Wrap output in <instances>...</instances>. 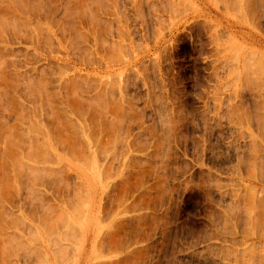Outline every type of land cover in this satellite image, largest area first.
<instances>
[{"label":"rangeland","instance_id":"obj_1","mask_svg":"<svg viewBox=\"0 0 264 264\" xmlns=\"http://www.w3.org/2000/svg\"><path fill=\"white\" fill-rule=\"evenodd\" d=\"M263 126L264 0H0V264H264Z\"/></svg>","mask_w":264,"mask_h":264},{"label":"bare ground","instance_id":"obj_2","mask_svg":"<svg viewBox=\"0 0 264 264\" xmlns=\"http://www.w3.org/2000/svg\"><path fill=\"white\" fill-rule=\"evenodd\" d=\"M242 3H243V2H242ZM75 84H76V83H75ZM71 85L74 86V84H71ZM74 87H75V86H74ZM74 87H73V88H74ZM70 90H71V89H70ZM74 92H75V91H74ZM70 127H71V126H70ZM263 127H264V126H263ZM44 147H45V146H44ZM44 151H45V150H44ZM31 155H32V154H31ZM21 156H22V155H21ZM36 159H37V158H36ZM72 159H73V158H72ZM20 162H22L21 159H20ZM12 164H13V163H12ZM89 164H90V163H89ZM19 165H20V164H19ZM19 165H18V166H19ZM86 167H87V166H86ZM21 168H23V167H21ZM25 168H27V167H25ZM17 169H18V168H17ZM18 170H19V169H18ZM33 170H34V169H33ZM28 173H29V171H28ZM47 177H48V176H47ZM5 180H6V179H5ZM8 186H9V184H8ZM11 186H12V185H11ZM73 209H74V208H73ZM61 215H62V214H61ZM74 215L76 216V214H74ZM58 216H59V215H58ZM63 217H66V216H63ZM43 218H45V217H43ZM56 218H57V217H56ZM60 218H61V217L59 216V219H60ZM51 220H52V219H51ZM51 220H49V221H51ZM61 220L63 221V218H62ZM64 220H66V219L64 218ZM58 221H60V220H57V222H58ZM62 221H61V223H65V222H66V221H65V222H64V221L62 222ZM69 221H70V220H69ZM69 221H68V222H69ZM71 222H72V221H71ZM54 223H55V222H54ZM58 223H59V222H58ZM66 223H67V222H66ZM65 225H66V224H65ZM54 226H55V224H54ZM62 226H64V225L62 224ZM74 226H75V225H74ZM74 226H73V228H74ZM67 227H68V226H67ZM75 227H76V226H75ZM58 228H59V227H58ZM58 228H57V229H58ZM61 228H62V227H61ZM64 228H65V226H64ZM73 228H72V229H73ZM60 230H61V229H60ZM62 230H63V229H62ZM73 230H74V229H73ZM73 230H72V231H73ZM56 232H57V231H56ZM58 232H59V231H58ZM36 233H37V232H36ZM60 233H61V232H60ZM73 233H74V232H73ZM62 234H63V233H62ZM36 235H37V234H36ZM44 235H45V234H44ZM56 235H57V233H56ZM68 235H70V234H68ZM34 236H35V235H34ZM60 236H61V235H60ZM61 237H62V236H61ZM47 239H48V237H47ZM9 245H10V244H9ZM15 248H16V247H15Z\"/></svg>","mask_w":264,"mask_h":264}]
</instances>
